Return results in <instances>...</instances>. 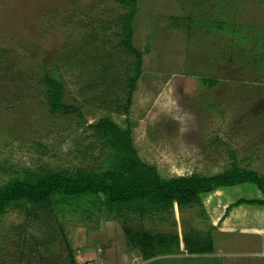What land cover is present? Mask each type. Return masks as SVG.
<instances>
[{"label":"rangeland","instance_id":"obj_1","mask_svg":"<svg viewBox=\"0 0 264 264\" xmlns=\"http://www.w3.org/2000/svg\"><path fill=\"white\" fill-rule=\"evenodd\" d=\"M136 1L132 46L147 52L125 120L116 111L118 92L89 87L106 56L117 74L132 61L113 49L112 22L124 12L115 0H0V185L25 169L99 165L106 153L89 125L102 116L129 126L137 156L162 178L216 174L230 163L227 150L239 168L264 175V0ZM215 21L231 30L210 33ZM45 73L78 112L50 110ZM202 77L217 83L203 86ZM259 198L245 184L202 196L204 217L197 208L179 214L176 206L163 221L128 216L133 226L177 235L180 254L148 261L130 250L120 220L95 212L89 201L53 217L33 209V219L11 207L0 217V264H38V257L68 264L57 227L74 264H264V209L243 205L222 218L237 199ZM211 227L213 253L187 255L184 231L206 237Z\"/></svg>","mask_w":264,"mask_h":264},{"label":"trees","instance_id":"obj_2","mask_svg":"<svg viewBox=\"0 0 264 264\" xmlns=\"http://www.w3.org/2000/svg\"><path fill=\"white\" fill-rule=\"evenodd\" d=\"M115 2L124 12L112 22L115 30L112 38L116 42L113 49L118 56L122 54L124 57L132 58V61L124 62L121 74H117V72L114 73L115 64L111 56H106L101 70L91 71L90 74L93 75L94 80L89 82V87L118 92L115 97L116 111L124 115L126 120L132 94L141 76L142 57L147 50L142 53L132 46L137 1L115 0ZM208 27L210 33L231 30L224 21L212 22ZM103 28L100 30L101 34L109 30L106 26ZM233 35L236 36L238 33L233 31ZM84 43L87 45V38ZM93 51L95 55L96 51ZM67 55V62L70 63L71 56L69 53ZM94 55L91 56L90 62L96 66L99 61ZM198 81L201 85L210 88L217 83L216 79L204 77ZM40 82L46 89V100L52 112L79 111L77 108L64 105L62 87L55 78L45 73ZM89 128L98 140L99 153H106V156L98 163L99 165L79 168L75 172L54 171L50 168L38 171L22 170L20 175L0 185V217L11 207L22 210L31 219L37 217L33 215V209L53 217L52 213L57 209L61 213L73 204L80 208L89 201L95 212L103 211L111 215L112 220H120L122 233L130 250L137 251L142 261H148L162 256L180 254L177 235L174 232L152 233L140 226H133V221L128 216L140 221L148 217H156L157 220L163 221L172 216L173 207L176 206L179 214L185 209L197 208L199 217H204L202 196L245 184L254 186L261 198L237 199L225 208L222 218L232 208L243 205L264 208V175L239 168L231 150H227L230 163L216 174L205 176L191 173L162 178L154 166L143 163L137 156L132 146L128 125L121 128L110 116H102L89 125ZM82 211L83 214L87 213L86 209ZM54 223L56 224V220ZM57 228L68 252V264H74L70 246L65 241L62 230ZM212 230L213 227L206 231V237H201L200 232L194 228L184 231L181 239L185 253L198 257L211 255L213 253V240L210 236ZM37 260L38 264H58L57 261L54 263V260L44 261L41 257ZM32 263L34 262H26V264Z\"/></svg>","mask_w":264,"mask_h":264},{"label":"crops","instance_id":"obj_3","mask_svg":"<svg viewBox=\"0 0 264 264\" xmlns=\"http://www.w3.org/2000/svg\"><path fill=\"white\" fill-rule=\"evenodd\" d=\"M220 191V190H219ZM264 209V208H263ZM262 211V210H261Z\"/></svg>","mask_w":264,"mask_h":264}]
</instances>
